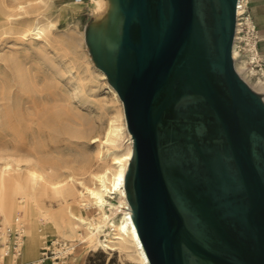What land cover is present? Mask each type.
Returning <instances> with one entry per match:
<instances>
[{"label": "water", "instance_id": "95a60500", "mask_svg": "<svg viewBox=\"0 0 264 264\" xmlns=\"http://www.w3.org/2000/svg\"><path fill=\"white\" fill-rule=\"evenodd\" d=\"M115 2L106 66L118 55L123 73L92 53L133 139L125 189L150 264H264V100L234 67L237 0Z\"/></svg>", "mask_w": 264, "mask_h": 264}, {"label": "bare ground", "instance_id": "6f19581e", "mask_svg": "<svg viewBox=\"0 0 264 264\" xmlns=\"http://www.w3.org/2000/svg\"><path fill=\"white\" fill-rule=\"evenodd\" d=\"M52 1L0 0V34L10 33L20 41L28 40L30 47L36 43H49ZM246 3L248 0H237V14L243 11ZM68 40L59 38L58 43L67 47L70 44ZM231 55L235 70L243 77L246 73L245 59L238 54L235 44L231 47ZM98 69L92 72L103 76L104 72ZM12 71L16 78L15 97L9 93L0 111V215L4 226L23 223V235L26 237L24 258L34 262L38 245L47 236L56 235L71 242L81 240L84 243L74 257L76 260L88 250L102 249L108 253L117 251L119 255L135 259L139 264H150L136 229L132 208L127 207L122 215H116L118 205L122 207L128 203L125 173L134 156L132 136L129 135L131 146L128 143L122 153L111 156L109 173L94 171L89 165L81 164V177H76L73 172L62 176L61 166H57L58 160L53 155L63 144L73 142V137L87 136L92 129L90 121L73 104L74 96H81L80 104L90 101V96L94 99L95 107L105 108L106 100L103 97L106 95L95 97L97 93L92 91L100 86L94 82L92 72L88 70L87 76L76 74L74 92L69 93L57 88L54 83L40 84L41 81L19 59L14 62ZM6 81L7 87L13 86L8 79ZM250 87L264 99L262 78L257 77ZM105 92L110 96V102L118 103L119 108L109 117L104 140L98 139L96 143L93 152L96 159H101L104 152L105 155L113 152L103 150V146L104 143L117 144L121 125L115 121L119 117L123 119L125 115L116 89L108 85ZM87 159L89 154L82 152L81 162ZM85 174L90 184L82 179ZM115 191L120 197L118 204L107 198L112 197ZM49 196L62 197L57 208L52 209L44 204V197ZM105 205L110 212L104 210ZM89 206L97 210L96 214L85 215V211L81 210ZM105 226L111 230H105ZM1 230L0 226V237L5 238ZM100 233L103 238L99 236ZM0 249L3 252L0 253V263L7 253L12 254L13 260L18 259L20 251H13L7 246Z\"/></svg>", "mask_w": 264, "mask_h": 264}, {"label": "rangeland", "instance_id": "374dc122", "mask_svg": "<svg viewBox=\"0 0 264 264\" xmlns=\"http://www.w3.org/2000/svg\"><path fill=\"white\" fill-rule=\"evenodd\" d=\"M250 0H248L247 6H249ZM98 0H53L52 13L49 17L51 20L49 43L40 44L36 43L33 47H30L28 40L20 41L10 33L0 34V111L2 110V104L8 98V94L15 97V75L13 74L12 67L17 59L25 62V65L31 70L38 79L40 84L43 83H54L59 89L67 90L69 93L74 92V76L76 74L81 76H87L88 70L92 72L96 68L105 71L97 63L93 57L92 49H94L101 55V61L106 65V54L115 37L119 32V24L121 15L116 6L115 0H107V5L100 13H94L91 10L98 4ZM208 10V7H207ZM59 38L69 39V46H63L58 43ZM111 58L114 60L116 49H111ZM14 56L10 59L11 56ZM13 59V60H12ZM73 62L70 64L69 62ZM64 62H67L65 64ZM90 67V68H89ZM88 69V70H87ZM98 69V70H99ZM99 76L95 73H91L94 82L100 84V86L92 91L97 93L95 97H103L106 100L104 104L105 108L95 107L94 99H90L80 104L81 96L77 94L72 98L74 105H77L81 110V114L90 121L92 129H90L87 136L84 137H73V142L68 145H62L58 152H53V155L58 160V165L61 166L60 171L62 176H65L69 172H73L76 177L80 176V167L82 165H89L94 171L109 173L110 163L112 162L111 156L114 154H120L124 151V147L129 143L131 133L127 129L125 115L123 117L122 105L121 106L122 117H119L116 123L121 125V134L117 140V144L104 143L103 150L112 153L105 155L103 153L101 159H96L93 155L96 143L98 139L104 140L105 128L108 125V120L111 115L115 113L116 108H119L118 103H111L110 96L106 94L107 86L111 85L107 74ZM8 79L9 84H13L10 88L5 83ZM254 81V79H252ZM107 85V86H105ZM252 86V83H249ZM113 87V86H112ZM264 91V90H263ZM264 100V99H263ZM185 108V102L182 103ZM117 106V107H116ZM124 123V124H123ZM195 131L199 134L205 132V127H195ZM171 143V142H170ZM131 146V144H130ZM107 148V149H106ZM82 152L89 154V159L85 162H81ZM129 160V159H128ZM133 160H131L132 163ZM127 165V164H126ZM126 168V166H125ZM128 169V168H127ZM125 170V169H124ZM127 172V170H126ZM84 182L90 184L88 175H83ZM78 189H81L80 184H77ZM131 187V185H130ZM127 195V194H126ZM132 195V194H131ZM108 199L118 204L119 193L115 191L112 193V197ZM44 204L50 208H57L62 197H44ZM127 204L122 207L118 205L116 215L120 216L123 214L125 208L130 207L129 199L127 198ZM85 215L96 214L97 210L94 207H86L81 209ZM106 212H110L108 206H104ZM128 210V209H127ZM0 226L4 227L2 222V216L0 215ZM23 225V223L21 222ZM15 226V225H10ZM22 226V231H23ZM105 230H111L109 226L104 227ZM84 233L83 229H80ZM99 236L103 238V234ZM61 238L56 235H49L45 238L44 242L38 245V254L33 259H37L41 247L45 245L46 241L52 240L53 238ZM25 236L23 235V243L17 260L12 259V254L7 253L4 255V260L0 264H22L28 260L23 256V249L25 244ZM237 238L242 239L240 235ZM65 239V238H62ZM4 241V238L0 237V243ZM71 242V241H70ZM75 245V248L66 256L64 264H139L135 259L125 258L123 255H119L117 251H111L108 253L102 249L97 251L88 250L86 254L76 260L74 257L80 251V247L84 244L81 240L71 242ZM0 247L3 245L0 244ZM0 253H3L0 249ZM49 264V262H46ZM187 264H202L195 256L189 255Z\"/></svg>", "mask_w": 264, "mask_h": 264}, {"label": "built area", "instance_id": "2783aa9c", "mask_svg": "<svg viewBox=\"0 0 264 264\" xmlns=\"http://www.w3.org/2000/svg\"><path fill=\"white\" fill-rule=\"evenodd\" d=\"M259 41L257 25L246 3L243 11L239 14L236 13L232 45H236L238 54L245 59L246 73L243 77L239 75L248 84L253 83L252 79L255 80L257 77L264 80V53L259 50ZM1 229L5 235L1 245L9 247L13 251H20L23 243L22 225L1 226ZM45 243L34 262L28 261L23 264H46V262L64 264L66 256L75 248V245L69 240L62 238H53Z\"/></svg>", "mask_w": 264, "mask_h": 264}, {"label": "flooded vegetation", "instance_id": "af4514ba", "mask_svg": "<svg viewBox=\"0 0 264 264\" xmlns=\"http://www.w3.org/2000/svg\"><path fill=\"white\" fill-rule=\"evenodd\" d=\"M98 4L91 10L92 12L94 13H100L103 11V9L105 8V6L107 5V0H98ZM120 25V24H119ZM118 44H119V37H116L115 40H113V43H112V46L115 48V49H118ZM111 47V48H113ZM110 48V49H111ZM104 67L106 69H108V72L110 73V75L112 76L113 79H116L117 78V75L118 74H121L123 73L122 71V64H121V61L119 59V56L117 55L116 57V63H114L113 66H106L104 65ZM102 72V71H101ZM105 75V74H104ZM223 195V198L226 200V202L228 200H231L233 198V196H231V194L229 195L228 192H224V194H221ZM232 204V203H231ZM231 207V206H230ZM247 209V208H245ZM248 210V209H247ZM247 214V212H246ZM249 219V221L253 224V220L251 217L247 218ZM259 226V224H257ZM204 259H206L207 261L211 260L210 256H205V255H202L200 254ZM211 263L214 262V261H210ZM212 264H215V263H212Z\"/></svg>", "mask_w": 264, "mask_h": 264}, {"label": "crops", "instance_id": "0c3cea01", "mask_svg": "<svg viewBox=\"0 0 264 264\" xmlns=\"http://www.w3.org/2000/svg\"><path fill=\"white\" fill-rule=\"evenodd\" d=\"M248 9L260 35L259 50L264 53V0H250Z\"/></svg>", "mask_w": 264, "mask_h": 264}]
</instances>
